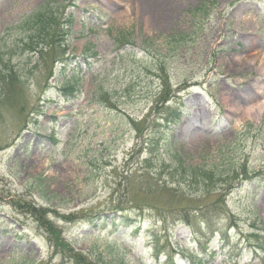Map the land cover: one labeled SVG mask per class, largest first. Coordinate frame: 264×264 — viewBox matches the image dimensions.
Segmentation results:
<instances>
[{"label": "rangeland", "instance_id": "1", "mask_svg": "<svg viewBox=\"0 0 264 264\" xmlns=\"http://www.w3.org/2000/svg\"><path fill=\"white\" fill-rule=\"evenodd\" d=\"M151 1L0 0V264H80L77 251L83 264H190L208 250L209 264L264 262L244 247L264 237V177H244L264 172V0ZM42 4L72 21L40 55L21 41ZM161 76L184 101L170 126L154 123ZM182 156L211 179L181 177ZM29 201L52 210L58 248ZM200 207L238 236L222 246L190 227Z\"/></svg>", "mask_w": 264, "mask_h": 264}, {"label": "trees", "instance_id": "2", "mask_svg": "<svg viewBox=\"0 0 264 264\" xmlns=\"http://www.w3.org/2000/svg\"><path fill=\"white\" fill-rule=\"evenodd\" d=\"M68 21H72L71 18L68 20L67 19L64 20L63 17L60 14H58L57 10L48 8L47 4H42L38 7L37 10H35L32 14L29 15L27 19L28 29H26V32H24L27 35L22 38L21 44L25 45L31 51H35L39 53L40 55L41 54L43 55V49H44V47L40 48L41 45L43 46L45 44L47 45L46 47H48L49 50H54V45L56 44V42H59V40H61L60 43L63 44L66 38L69 37L68 30L66 29L65 26V25L68 26ZM58 52H65V50L63 51L58 50ZM3 61L9 62L8 60H6V58ZM5 68L6 70H8L6 65ZM12 71L13 70H11L9 73L6 74L2 73L4 75L3 79L8 80L9 78V81L15 80L16 73L15 71H13L14 74H12ZM161 78H162V83H161L162 88L159 90L160 91L159 95L155 99V103L153 106L154 109L159 110L156 111V117L154 118V123L155 126H159L161 123L158 121L161 119L163 123L166 122L170 126L172 124L177 123L180 120L183 113L182 107L184 101L181 98V96H178L176 94L172 95L171 84L166 79H164V76H161ZM153 139L154 138L149 139L147 146L150 145L156 147L158 145V140L156 142H153L154 141ZM144 143H146V140ZM145 148L147 147H144L143 149ZM182 158H184V160L179 159V162H177V167L175 168L178 171L184 170L186 172L188 170V174H179L181 177H185V175L186 177L189 178L198 176L204 181H206L207 179H211L210 174H203L204 172H202L201 169H200V174H194L195 172L193 171L195 170H193L192 167L185 165V157L182 156ZM150 159H151L150 156L145 158V162L150 161ZM171 175L176 176L178 174H171ZM257 175H262V177H264L263 170L256 172V174H245L244 177L249 181L254 182V178ZM137 176H139V178H137ZM158 176H156V174H139L136 176H134V174H126L124 175V178L121 182L131 184L132 181L138 183H140V181H144L145 183L149 182V186L155 187L156 185L161 183L158 178H155ZM213 176L215 178L214 180H216L217 179L216 177L219 176L222 178H219L217 181H222V180L224 181L225 177L230 176V174H213ZM149 188L153 189L152 187ZM24 206H27L29 209L27 211L31 215H34L36 217V219L39 222V225L41 226L44 224L48 225L47 232L52 233V235L54 236L53 242L57 248L59 246V243L60 244L64 243L63 237L57 235V230L55 228L54 222L48 218L49 213L52 212V210L49 207H45L44 205H38L31 201L28 202V205H24ZM111 211L118 212L117 218L119 219L118 223L120 225L131 226V222L133 221V216L130 212L131 210H128L124 206L121 207L113 206ZM139 211H140L139 213H142L144 210H139ZM190 212H192V210ZM77 214H80V212L71 211L68 214H64V215L69 220H72L75 217H77ZM198 214L201 216V218L197 222L191 220L190 216L192 215L185 216V220L192 228H197L199 231H201L205 235H208L210 238L212 236L218 235L221 242H223V245H227L231 241L232 239L231 237L238 236L237 233H234L230 230L231 224H233V220L230 219L229 224L225 225V221L221 218V216L218 215V213H215L211 210L203 209V207L199 208ZM230 215L233 219L232 212ZM92 217H96L97 219H101L103 221L106 220V217L100 214H93ZM254 233L259 235L257 244H251L246 242V246H249L252 249L251 251L253 253L254 258L260 257L259 255L261 254L258 253H259V249H261L263 251L262 257L264 258V237L261 236L260 232H254ZM248 240L249 238L247 239V241ZM213 254L214 252L210 250V254L205 261H204L205 256L198 258L192 255L188 258L189 263L200 264L203 261L208 262L212 259L211 256ZM75 257L77 258L80 264H83L84 258L88 260V257L86 255H83L81 252L78 251L77 253H75ZM169 261L173 264V258H170ZM262 264H264V262Z\"/></svg>", "mask_w": 264, "mask_h": 264}, {"label": "bare ground", "instance_id": "3", "mask_svg": "<svg viewBox=\"0 0 264 264\" xmlns=\"http://www.w3.org/2000/svg\"><path fill=\"white\" fill-rule=\"evenodd\" d=\"M144 1V0H143ZM146 5H150L153 9H154V5H155V3L153 2V1H151V0H145V2H144ZM150 3H152V4H150ZM146 5H144L145 7H146Z\"/></svg>", "mask_w": 264, "mask_h": 264}]
</instances>
